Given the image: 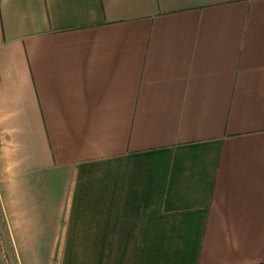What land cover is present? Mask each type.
<instances>
[{"label": "crops", "instance_id": "crops-1", "mask_svg": "<svg viewBox=\"0 0 264 264\" xmlns=\"http://www.w3.org/2000/svg\"><path fill=\"white\" fill-rule=\"evenodd\" d=\"M0 264H264V0H0Z\"/></svg>", "mask_w": 264, "mask_h": 264}]
</instances>
